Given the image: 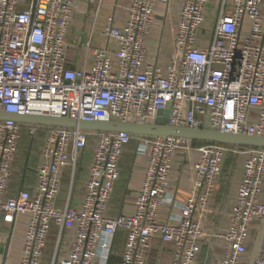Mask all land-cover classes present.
<instances>
[{"label":"built area","instance_id":"2783aa9c","mask_svg":"<svg viewBox=\"0 0 264 264\" xmlns=\"http://www.w3.org/2000/svg\"><path fill=\"white\" fill-rule=\"evenodd\" d=\"M0 0V111L68 116L75 120L154 122L169 109V124L264 136V0H181L178 31L166 68L148 60L147 40L159 3L132 0L124 27L110 18L105 35L114 49H93L91 69L72 67L67 56L74 0ZM215 2L211 11L209 6ZM214 15L206 47L197 35ZM97 15V12L94 13ZM43 134L42 163L31 190L10 194L13 166L24 132ZM95 141L84 200L79 208L55 207L63 170L73 177L90 140ZM138 139L151 146L133 215L109 217L110 199L120 177V160ZM189 144V145H188ZM198 152L191 188L180 212L160 219L169 201L170 173L179 150ZM232 152L244 159L238 196L224 233L204 226L211 196ZM264 148L204 142L192 146L177 136H137L127 131H94L0 120V224L29 213L19 264H44L51 224L57 245L73 230L69 254L51 264H110L119 230L127 232L118 264H146L157 234L175 245L170 264H198L203 240L224 242L220 264H242L254 221L264 219ZM256 264H264V253Z\"/></svg>","mask_w":264,"mask_h":264},{"label":"crops","instance_id":"0c3cea01","mask_svg":"<svg viewBox=\"0 0 264 264\" xmlns=\"http://www.w3.org/2000/svg\"><path fill=\"white\" fill-rule=\"evenodd\" d=\"M32 0H22L19 8L29 7ZM132 0H74L70 29L67 35V56L72 67L91 69L94 65L93 49L104 47L114 49L116 44L105 35L107 23L110 18L116 27H124L128 15V7ZM181 0H168L159 3L155 17L150 28V34L147 40L148 60L157 62L162 68H166L171 53L173 51L177 31H178V12ZM97 12L95 16L94 13ZM214 15H208L207 21L198 31L197 46L206 47L209 45L213 36ZM208 27L211 30L205 33L203 30ZM41 134V133H40ZM34 135L37 137L38 135ZM24 135V134H23ZM38 142L37 156H35V165L30 168V157L33 143L28 146L25 156H22L21 143L18 158L13 166V174L10 182V194L15 196L22 190H31L36 186V168L42 163V148L44 136ZM23 139V138H22ZM36 139V138H35ZM22 142V140H21ZM134 144V145H133ZM191 144V141H190ZM192 145V144H191ZM95 141L91 148V156L85 168L81 166V160L85 150L78 162L77 173L73 177L71 167L63 170L61 191L66 192L64 199L61 195L55 201L57 209H65L68 202L74 208H79L84 200L86 185L88 181L89 167L93 161ZM150 144L148 142H138L134 139L124 154L132 150L134 163L124 190L119 193L116 190L117 184L121 179L123 172L124 154L120 160V177L116 182L114 192L109 202L107 215L117 217L119 215H133L136 211V197L141 189L150 155ZM180 149L178 156L173 164L170 173L169 201L161 207L160 219L163 222L169 221L171 216L180 212L181 205L187 200L191 188V177L194 173V164L198 159V152L190 149L183 151ZM235 164L228 165V155L224 158L223 173L216 183V191L211 196L204 226L209 233L219 231L224 233L229 226V214L236 203L240 183L244 172V159ZM80 175H82L80 177ZM81 178L80 192L75 194L79 179ZM122 198V203L117 205L114 199ZM264 199V196L262 197ZM29 213L18 214L14 223L0 224V264H19L26 236V229L30 219ZM261 221L252 223L248 248L252 244V234L260 229ZM59 227L53 222L50 227L44 264H51L54 257L53 246L50 245L52 236L57 239ZM257 232V235H258ZM256 235V237H257ZM255 237V239H256ZM127 232L119 230L115 237L114 247L110 257V264H118L121 258L122 250L125 246ZM73 241V230L67 229L62 240L63 254H58L63 258L69 254ZM255 241V240H254ZM254 244V242H253ZM224 242L221 239L209 237L202 242L200 260L198 264H220L224 257ZM253 247V246H252ZM175 245L173 243L163 242L161 236L157 234L151 240V246L147 255L146 264H170L175 258ZM264 253V238L261 244L260 254ZM248 253L242 264H248Z\"/></svg>","mask_w":264,"mask_h":264},{"label":"water","instance_id":"95a60500","mask_svg":"<svg viewBox=\"0 0 264 264\" xmlns=\"http://www.w3.org/2000/svg\"><path fill=\"white\" fill-rule=\"evenodd\" d=\"M169 109L159 110L154 122H120V121H87L75 120L68 116H55L43 114H22L0 111V120L13 119L23 124L42 126H63L82 128L94 131H127L137 136H177L189 141L219 142L226 145L261 147L264 148V136L237 134L224 130L210 128H192L186 126H174L169 124ZM264 238V219L258 235L254 241L248 264H256Z\"/></svg>","mask_w":264,"mask_h":264},{"label":"rangeland","instance_id":"374dc122","mask_svg":"<svg viewBox=\"0 0 264 264\" xmlns=\"http://www.w3.org/2000/svg\"><path fill=\"white\" fill-rule=\"evenodd\" d=\"M214 4H215V2L213 1V2H211L210 6H209V9L211 11H213V9H214ZM211 14H212V12L210 13V11H209L208 15L210 16ZM210 30H211V28L206 27L203 31L205 33H208ZM41 136L42 135L40 134L37 137H35L34 135L29 134L27 131L24 132L23 139H22V142H21V151H20V153H22V156H25V152L28 149V146H30L33 143L32 150H31L32 153H31V157H30V161H29L30 168L35 165V159L34 158H35V156H37V148L39 147L38 146V142L42 139ZM92 145H93V139L89 141L88 146L85 149L84 156L82 157L81 166L83 168L86 167V165H87V163H88V161L90 159ZM194 147H196V146H194ZM184 150L185 149H183V151ZM227 161H228V165H231L232 163L237 164V163L242 161V158L235 156L232 152H229ZM133 163H134L133 153H132V150H129V152H126L124 154L123 166H122L123 172H122V175H121V179L119 180V182L117 184V187H116V189H117L116 191L117 192L121 193L124 190V188H125V186H126V184L128 182V179H129L132 167H133ZM81 176L82 175H80V177ZM80 188H81V178L79 179V182H78V185H77V190L75 191L76 192L75 194L80 192ZM65 193L66 192H64V191L62 192L61 191L60 195H61L62 199H64ZM119 193H116L117 198H115L114 202H113V203H115L117 205H120L122 203V198L121 199L118 198ZM257 232H258V229L255 230L254 233L252 234V244L248 248V258L250 256V253H251V250H252V246H253V242L255 240ZM57 241H58V239H56V238H54V236H52L51 243H49V247H50V245L53 246V248H50V250L53 249L54 254L58 256L59 253L63 254L61 252V250H62V245H64V244L61 245V243H62L61 242L59 244V246H58L57 245Z\"/></svg>","mask_w":264,"mask_h":264},{"label":"trees","instance_id":"16d2710c","mask_svg":"<svg viewBox=\"0 0 264 264\" xmlns=\"http://www.w3.org/2000/svg\"><path fill=\"white\" fill-rule=\"evenodd\" d=\"M203 143H204L203 141H196V140L191 141L192 146H199Z\"/></svg>","mask_w":264,"mask_h":264}]
</instances>
